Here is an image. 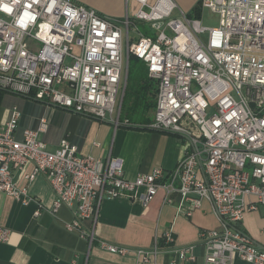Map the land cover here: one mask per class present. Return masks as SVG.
<instances>
[{
	"label": "built area",
	"instance_id": "obj_1",
	"mask_svg": "<svg viewBox=\"0 0 264 264\" xmlns=\"http://www.w3.org/2000/svg\"><path fill=\"white\" fill-rule=\"evenodd\" d=\"M125 1L135 2L136 11L114 20L73 0H0L12 9L0 11V89L115 128L131 126L120 112L123 57L132 55L156 82L149 127L185 140L175 167L130 180L114 160L79 155L66 138L50 151L40 138L48 119L40 117L17 138L21 113L13 107L0 126V194L34 202L38 216L43 204L17 187L12 171L28 182L44 176L54 195L50 213L74 208L65 228L89 246L104 200L146 205L163 191V202L186 217L206 200L220 228L199 233L204 263L264 264V251L236 228L245 213L264 208V0H200V10L219 15L217 27L202 25L173 0ZM135 21L147 24L148 35ZM9 237L0 227V243ZM162 241L173 264L194 261L195 245H174L170 231ZM99 247L144 261L160 250L157 243L136 249L100 241Z\"/></svg>",
	"mask_w": 264,
	"mask_h": 264
},
{
	"label": "crops",
	"instance_id": "obj_2",
	"mask_svg": "<svg viewBox=\"0 0 264 264\" xmlns=\"http://www.w3.org/2000/svg\"><path fill=\"white\" fill-rule=\"evenodd\" d=\"M73 1L114 20L122 19L126 13L131 15L137 9L135 2L126 3L125 0ZM173 1L182 11L192 14L200 0ZM202 12L200 10V20ZM125 78L123 76V84ZM125 87L126 84L124 90ZM13 107L21 113L17 138L23 129H34L38 119L46 117L48 129L40 138L48 150L54 151L60 139L66 138L77 147L79 155L102 161L114 160L130 180L158 168L165 174L170 173L185 147L183 138L156 131L149 127L151 122L115 128L112 123L91 115L72 113L12 93H5L2 97L0 126L8 119ZM150 115L153 117V111ZM31 171L32 167H28L26 174ZM12 178L18 188L26 189L36 201H40L44 210L34 216V202L22 205L6 194H0V227L10 231L9 240L0 243V264H173L175 255L164 248L162 241L166 231L172 233L176 246L195 245L194 261H177V264H205L199 233L220 228L208 201H202L200 208L186 217L177 213L175 205L164 203V193L159 191L146 205L129 199L102 201L95 218V240L89 246L85 239L65 228L74 217V208H62L55 216L50 213L54 195L44 176L37 175L28 182L17 171H12ZM173 199L177 201L176 196ZM236 228L264 248L263 207L245 213ZM100 241L136 249H150L157 243L160 250L144 261L135 254L109 253L99 247ZM232 264L249 263L235 260Z\"/></svg>",
	"mask_w": 264,
	"mask_h": 264
},
{
	"label": "trees",
	"instance_id": "obj_3",
	"mask_svg": "<svg viewBox=\"0 0 264 264\" xmlns=\"http://www.w3.org/2000/svg\"><path fill=\"white\" fill-rule=\"evenodd\" d=\"M188 16L199 19L200 9L197 5ZM5 93L8 92L0 89V105ZM155 95L156 88L154 89L151 85L145 64L130 55L120 117L124 114V121L130 125H148L151 122L149 114L155 107Z\"/></svg>",
	"mask_w": 264,
	"mask_h": 264
},
{
	"label": "rangeland",
	"instance_id": "obj_4",
	"mask_svg": "<svg viewBox=\"0 0 264 264\" xmlns=\"http://www.w3.org/2000/svg\"><path fill=\"white\" fill-rule=\"evenodd\" d=\"M219 19L220 18H219L218 14L212 13L209 10H203L202 16H201V21H202L201 23H202V25H204L206 27H217ZM135 26H136V29L141 33V35H148L146 33L147 28H148L147 24H145L143 22H136L135 21ZM122 33H123V48H125V45H126L125 31L123 30ZM133 37H135V34L132 31H130L129 39H132ZM140 62H142V61L140 60ZM123 66H124V74H123V76L125 78V74H126V77H127V69H128V59L126 58V54L125 53H124V57H123ZM122 80H123V78H122ZM150 82H151L152 87L155 89L156 88V82L151 80V79H150ZM122 102H123V100L121 99V106H122ZM150 114H149V117L151 118L152 115H150ZM120 120L122 122L124 121V114L121 115Z\"/></svg>",
	"mask_w": 264,
	"mask_h": 264
},
{
	"label": "clouds",
	"instance_id": "obj_5",
	"mask_svg": "<svg viewBox=\"0 0 264 264\" xmlns=\"http://www.w3.org/2000/svg\"><path fill=\"white\" fill-rule=\"evenodd\" d=\"M11 8L7 5H0V11H3V12H6V13H9L11 12Z\"/></svg>",
	"mask_w": 264,
	"mask_h": 264
},
{
	"label": "water",
	"instance_id": "obj_6",
	"mask_svg": "<svg viewBox=\"0 0 264 264\" xmlns=\"http://www.w3.org/2000/svg\"><path fill=\"white\" fill-rule=\"evenodd\" d=\"M126 84V78L124 79V85ZM6 91V90H5ZM8 92V91H7ZM8 93H10V92H8ZM12 94H14V93H12ZM16 95V94H15ZM19 96V95H18ZM125 127H129V126H125ZM259 249H261V250H263L264 251V248L263 247H261L260 245H258L257 243H254Z\"/></svg>",
	"mask_w": 264,
	"mask_h": 264
}]
</instances>
